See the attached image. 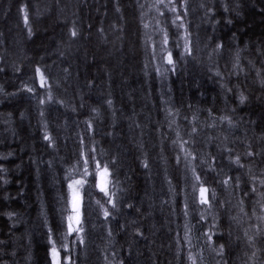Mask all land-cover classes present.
<instances>
[{"label": "trees", "instance_id": "trees-1", "mask_svg": "<svg viewBox=\"0 0 264 264\" xmlns=\"http://www.w3.org/2000/svg\"><path fill=\"white\" fill-rule=\"evenodd\" d=\"M155 3L0 0V85L5 93H16L24 84L36 87L34 95L25 91L0 95V156H7L0 160L6 169L0 174V240L4 241L0 245V264H49V228L57 246L66 243L70 249L68 253L61 251V258L71 255L75 264H107L104 257L111 260L114 250L124 264H191L187 260L189 246L183 239L186 223L191 229L188 235L196 264H216L219 257L203 236L213 215L217 216L221 233L213 237V246L225 245L228 264H244L257 249L262 250L247 264H264V237H256L254 248L244 237L245 230L255 235L251 226L261 222L239 214L241 193L219 186L212 173L201 178L210 189H216V205L207 221H199L200 206L193 204L194 176L183 161L177 164L176 156L183 157V153L172 144L177 131L188 138L191 125L184 118L192 120L193 116L197 117L193 122L198 128V156L216 154L212 144L206 145L209 136L218 138L214 143L228 136V146L232 147L235 140L241 154L249 143L255 150L264 144L257 139L264 132V0H188L185 23L191 33L193 55L183 60L179 58L181 49L173 45L178 36L170 23L172 14L166 13V20L158 17L156 9L150 7ZM21 8H26L31 37ZM157 19H161L160 25ZM73 21L80 34L70 40ZM158 27L167 29V47L178 61L176 71L168 73L167 79L155 72L162 55H166L160 50L163 35ZM217 42L224 44L219 56L212 53ZM237 50L240 66L233 69ZM37 66L51 85L50 104L37 102V97L46 95L35 77ZM216 70L222 78L214 75ZM234 71L239 75H230ZM240 93L247 97L244 104L239 102ZM109 99L113 102L111 108L106 103ZM169 108L172 116L167 114ZM92 109H98L99 116ZM225 115L233 118L236 128L230 130L220 123L219 117ZM173 119L175 124L170 128ZM214 119L216 126L209 127ZM86 120H91L92 129H88ZM46 131L53 137L54 146L43 139ZM93 145L97 159L115 168L122 213L111 224L114 237L109 243L102 214H89L82 208L86 245H80L73 243L71 236L64 239L65 209L70 210L65 176L80 158V151L89 154ZM113 158L114 166L110 163ZM144 161L148 168L143 167ZM224 163L227 165V161ZM259 167L257 164L254 171ZM99 195L93 190V208ZM252 199L246 198L244 204L249 215ZM185 200L189 205L187 217L182 211ZM88 203L84 196V204ZM129 203L140 211L127 208ZM8 213L14 215L10 218ZM256 213L261 214L258 205ZM232 216L238 221H231ZM132 220L136 224H131ZM120 225L126 227L121 230ZM136 227L145 238L134 235Z\"/></svg>", "mask_w": 264, "mask_h": 264}, {"label": "snow or ice", "instance_id": "snow-or-ice-1", "mask_svg": "<svg viewBox=\"0 0 264 264\" xmlns=\"http://www.w3.org/2000/svg\"><path fill=\"white\" fill-rule=\"evenodd\" d=\"M188 0H179V5H177V0H156V3L151 5L156 9L158 17L162 19L166 18V13H171L172 18L170 19V23L177 29L178 38L173 41V45L175 48L181 49L179 53V58L181 60L191 57L193 55L192 48V40L191 33L188 31V27L185 23V18L188 15ZM203 6V5H202ZM141 8L144 7L143 4L140 5ZM119 11V7L117 5L116 8ZM21 11L24 13L23 20L25 26L28 28V35L31 37L32 30L28 22V14L26 8H21ZM225 11H228L225 8ZM264 11V8L261 9ZM208 12H212V9L209 8ZM143 16V14H142ZM231 24V20L227 21ZM157 25L161 24V19H157ZM218 23V21H217ZM145 28H148L149 25L147 23L144 24ZM183 30V33H180V30ZM101 31H103L101 29ZM157 31L162 33L163 41L161 45V53L166 55H162L161 57V65H158L155 68V72L157 76L162 79H167L168 73H174L176 71V65L178 63L177 60L173 58L172 50L168 49L167 45L169 44V36L168 31L165 27H158ZM80 34L79 28L76 26V22L73 21L72 27L69 29V39L72 40L77 38ZM211 39V37L209 38ZM183 41V43H181ZM224 49V44L217 42L215 46L212 48V53L219 56ZM264 54V53H262ZM211 58V57H210ZM153 59H155V45H153ZM236 62L233 64V69H238L240 66L239 63V50L236 53ZM264 63V61H262ZM166 64L170 67H163ZM3 71V68H0V72ZM19 71V69H16ZM67 71V69H65ZM210 71H212L210 69ZM214 75L222 78V74L219 70L214 72ZM230 75H239V72H232ZM257 75H260L258 72ZM35 77H38L39 87L42 89H46V95L44 97H37V102L39 105H45L46 103L53 102V96L51 92V85L48 83V77L45 75L44 71L37 66L35 68ZM261 85L264 87V80H261ZM223 87V85H221ZM20 91H25L30 94H35L36 87H29L27 84H24L20 89L17 90L16 93H5L3 86L0 85V95H16ZM231 91V89H228ZM247 100V97L240 93L239 102L240 104H244ZM61 105L64 104L63 101H56ZM109 108L112 107V100L109 99L106 101ZM83 107V105H81ZM72 111H76L75 108H72ZM93 113L96 116H99L98 109H92ZM168 116L173 115V111L171 108L166 109ZM211 115V110H209ZM178 114V113H177ZM41 115H43V110L41 111ZM95 118V117H93ZM191 125V130L187 133L188 138L184 139L180 136V132H176V139L172 140V144L174 146H178L181 153H183V157L181 155L176 156V162L179 165L182 161L186 168H190L195 183L192 184L193 189V204H197L200 206V216L199 221H207L208 216L212 215V209L216 205L217 195L216 189L211 188L206 185L205 181L202 180V175H207L208 173H212V179L221 187L227 189H232L236 192L241 193V196L238 201L239 206V214H243V216H247L249 219L255 217L256 220L260 221L261 224H264V144H261L259 150L253 149L252 145L247 144L246 151L242 154L236 150L235 144L236 141L233 140L232 147L228 146V136L223 137V141L221 143H214V141L218 138L209 136L206 145L212 144L217 152L213 155L211 152L206 154H201L198 156L197 151L195 150V145L197 140L195 139L196 134L198 133V128L193 121L197 119V117L193 116L192 120H188L187 117L184 118ZM220 123L227 126L228 129L236 128V123L234 122L231 116H221L219 117ZM85 124L88 129H92L91 120H86ZM172 124H175V120L173 119L169 127L171 128ZM215 119L213 123L209 125V127H215ZM46 127V126H45ZM43 139L49 142V146H54L53 137H51L47 131L45 132ZM258 140L264 141V132L257 137ZM80 143L83 145L84 138L80 137ZM243 143V141H240ZM89 154H85L83 150L80 151V158L77 159L76 164L73 168L68 170L67 175L65 176V180L67 181V188L70 190L69 195L70 199L67 200V203L70 205V210L65 209L68 212L65 220L66 233L64 239L67 240L69 236L73 237V243H79L80 245L85 244V228H84V212L82 208L86 211H98L103 216L104 225L107 230V235L109 237V243H111L112 238L114 237V230L111 227L113 221L116 220L117 215L122 213V206L119 203L120 197L118 196L119 184L120 181L116 175H114L115 168H111L109 166L108 161L101 162V159H97V149L95 145L88 149ZM9 156L11 153L8 154ZM99 155L102 157L103 152L101 151ZM7 159V156H0V160ZM199 160V163L194 164V161ZM224 161H227V165H225ZM247 162V163H246ZM111 165L116 164L115 158L111 160ZM259 164L260 167L258 171H254V167ZM228 167V171H225V167ZM143 167L148 168L147 161L143 162ZM197 168H200V172H197ZM235 170V174H230ZM6 169L0 165V174L5 172ZM74 173H78L77 176H74ZM242 177H246V179H242ZM7 180H4L3 183H7ZM93 190L98 191V198L95 200V208H93L91 204V200L93 198ZM83 192V195H82ZM176 195H179L176 193ZM84 196L88 197L89 203L87 205L84 204ZM249 197H254L250 201L252 203L251 215L245 211L244 204L245 199ZM229 203H231L229 201ZM224 202L221 201L220 206L223 207ZM259 206L260 215L256 213V207ZM127 208L135 209L136 212H139V208H136L133 204H127ZM183 214L184 216L189 215V205L187 200L184 202L183 206ZM10 218L14 215V213L7 214ZM231 221H238L237 216L230 217ZM198 221V222H199ZM131 224H136L135 220L130 222ZM261 224H254L251 227L255 229V235H249V231H244V237L246 238V243L249 247H255L256 245V237H264V227ZM126 225H120V229L123 230ZM185 233L183 239L188 245V254L187 260L191 262V264H196V257L191 251V238L188 235V232L191 230L188 224H185ZM134 235L139 236L141 238H145L143 232L139 227L134 229ZM221 235L218 227H217V216H212V222L208 229L203 232V236L206 238V243L209 244L211 251L216 254L219 259L216 264H228V260L225 257V245L223 243L215 245V241L213 240L214 236ZM179 236V234H178ZM231 236V233H229ZM48 237L49 243L51 245L49 249V264H75V258L71 255H65L61 258V251L68 253L70 251L68 245L66 243H61L59 247L57 246V240L54 238V233L51 228L48 229ZM239 239V238H238ZM179 239L177 243L179 244ZM4 244L3 240H0V245ZM262 249H257L260 251ZM257 251H253L251 256L245 260L244 264H247L248 260H254L257 256ZM107 264H124V260L122 258H117V252L114 250L112 253V259L109 260L108 256L104 257ZM202 259V257H201Z\"/></svg>", "mask_w": 264, "mask_h": 264}, {"label": "bare ground", "instance_id": "bare-ground-1", "mask_svg": "<svg viewBox=\"0 0 264 264\" xmlns=\"http://www.w3.org/2000/svg\"><path fill=\"white\" fill-rule=\"evenodd\" d=\"M106 11V10H105ZM220 25V24H219ZM106 32V31H105ZM116 67V66H115ZM114 76V75H113ZM259 97V96H258ZM97 98V97H96ZM203 99V98H202ZM229 107V106H228ZM104 108V107H103ZM116 121V120H115ZM240 121V120H239ZM93 144V143H92ZM11 146V145H10ZM171 149V148H170ZM67 162V161H66ZM58 165V164H57ZM166 174V173H165ZM150 177V176H149ZM193 180V179H192ZM151 184V183H150ZM176 189V188H175ZM26 196V195H25ZM198 206V205H197ZM189 218V217H188ZM132 239V238H131ZM86 245V244H85ZM124 249V248H123ZM204 250V249H203ZM84 253V252H83ZM257 257V256H256ZM260 260V259H259ZM245 261V260H244ZM249 263V262H248ZM261 263V262H260Z\"/></svg>", "mask_w": 264, "mask_h": 264}]
</instances>
